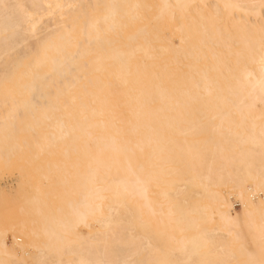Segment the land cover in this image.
I'll list each match as a JSON object with an SVG mask.
<instances>
[{"label":"bare ground","instance_id":"1","mask_svg":"<svg viewBox=\"0 0 264 264\" xmlns=\"http://www.w3.org/2000/svg\"><path fill=\"white\" fill-rule=\"evenodd\" d=\"M127 51L146 57L137 80L171 65L186 82L149 80L128 144L85 160L61 211L37 205L49 237L23 221L0 230V264H264V0H0V170L22 165L26 131L52 117L30 96L59 80L60 94L96 79L125 90ZM100 113L67 126L69 146L102 130Z\"/></svg>","mask_w":264,"mask_h":264},{"label":"rangeland","instance_id":"2","mask_svg":"<svg viewBox=\"0 0 264 264\" xmlns=\"http://www.w3.org/2000/svg\"><path fill=\"white\" fill-rule=\"evenodd\" d=\"M192 39L197 44L203 42L200 34ZM122 59L131 70V74L123 82L125 90L121 88L114 90L112 87L109 89L110 86L96 79L85 85L75 83L70 86V92L60 94L66 85L59 80L58 90L54 91L53 95H49V98L40 95L29 97L35 106L34 115H38L42 109L51 107L52 117L37 119L39 128L26 131V139H23L26 156L21 159L22 165L19 161H13L0 170V230L2 232L9 225L19 226L23 221L28 228L43 230L38 238L39 242L49 237V233L44 229L46 220L37 211V205L44 201L43 211L48 215L51 209L61 211L63 197L70 196L65 189L70 184L75 186L78 183L83 162L96 153L108 152L116 143L128 144L130 129L134 130L137 124L141 90L149 80L153 79L167 90L180 82H186L183 71L173 69L171 65L165 71L163 78L156 76L155 69H149L144 77L141 76L137 80L136 74L144 70L146 57L142 59L141 53L127 51ZM149 60L157 71L161 68L156 57H151ZM213 60L218 64L219 57L213 56ZM166 62L167 60L162 66H168ZM113 64V68L117 67V63ZM228 67L227 63H223L222 71L216 72V80L221 85L224 80L228 81V78H223V73L228 71ZM119 68L123 72V62ZM94 97L99 99L100 105L93 102ZM97 111H101L99 125L102 130L89 135L81 149L69 146L71 134L66 132L67 126L78 130L82 123L92 124L97 118ZM144 130L141 126L137 134L142 135ZM232 200L234 201L232 208L236 211L240 210V202L233 198ZM101 210L102 213L105 212L104 201ZM80 223L85 225L86 220L80 218ZM117 223L116 220L112 221V224ZM81 229L77 231L71 228L73 232L89 234L86 227ZM163 237L166 245H182L175 234L165 232ZM12 240L11 233H8L7 242L10 244ZM78 240L76 237V241ZM57 245L53 243L54 250L58 249Z\"/></svg>","mask_w":264,"mask_h":264}]
</instances>
